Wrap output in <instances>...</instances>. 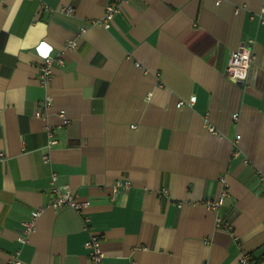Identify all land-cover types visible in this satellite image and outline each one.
<instances>
[{
  "label": "crops",
  "instance_id": "1",
  "mask_svg": "<svg viewBox=\"0 0 264 264\" xmlns=\"http://www.w3.org/2000/svg\"><path fill=\"white\" fill-rule=\"evenodd\" d=\"M112 1L0 0V264H90V233L103 264H238L242 251L264 264V26L250 18L262 0H120L108 28L91 25ZM247 39L254 60L233 81L227 58ZM51 55L63 64L45 90L37 71ZM52 172L89 200L88 230L47 207ZM220 176L231 230L201 204L220 196ZM116 180L132 185L111 199Z\"/></svg>",
  "mask_w": 264,
  "mask_h": 264
},
{
  "label": "built area",
  "instance_id": "2",
  "mask_svg": "<svg viewBox=\"0 0 264 264\" xmlns=\"http://www.w3.org/2000/svg\"><path fill=\"white\" fill-rule=\"evenodd\" d=\"M122 2L120 0H114L108 3L105 6L104 14L99 19L90 20L91 25H100L104 28H108L111 20L115 15L120 13ZM64 14L70 15L73 10L69 7H64L60 9ZM250 18H256L260 25L264 26V0L261 1L260 10L257 14L251 15ZM85 30L80 29V34H82ZM67 48H75L76 42L74 40L68 41L66 44ZM254 60V54L252 51V40L247 39L244 40L240 47L229 53L226 63V76L238 82L245 81L247 77V73L249 67ZM63 64V60L61 57H52L48 56L44 58L41 65L38 67L37 71V83L38 85L47 90L51 83L52 79V68L54 66H59ZM43 100L41 102V109H37L35 112L36 117H44V110L48 109L52 105V96L46 94L43 96ZM195 101V96H192L189 100V103L192 104ZM184 104L183 101L178 102L177 107H180ZM238 114H232V120L236 121ZM58 117L61 119V125H66L68 123V119L65 115V111L60 109L58 112ZM212 132L213 130L210 129ZM46 143L44 145V154L42 159L44 162H49V151L55 145H57L58 140L55 137V134L50 126H46ZM239 139V135L235 137V141ZM50 192L52 195L51 201L47 204L48 208H52L54 210L70 208L76 211L80 215V219L83 222V230H88L91 223V218L87 213V209L90 206V202L87 199H80L79 196L71 191L66 185H58L57 174L52 172L50 175ZM219 181L221 183V194L216 199L207 198L201 202L202 206L206 209L215 212L214 223L217 228H224L226 230H231V226L223 221L221 216L218 214L220 207L223 205L224 198L227 196V184L225 182L224 176L219 177ZM132 183L129 180H116L112 185V198L114 199L115 195L119 191L127 192L131 188ZM163 194H166V190H162ZM42 209L33 210L30 213V218L28 220H24L22 222V234H20L18 241L23 244L27 240V236L31 234V232L35 229L36 220L39 217ZM83 247L87 251V255L89 258L90 264H103L104 254L100 247L99 237L93 233L89 234V237L84 241ZM12 264H20L17 254L11 260ZM238 264H253L252 257L249 253L242 251L238 258Z\"/></svg>",
  "mask_w": 264,
  "mask_h": 264
}]
</instances>
